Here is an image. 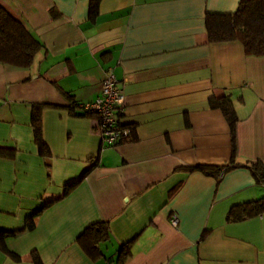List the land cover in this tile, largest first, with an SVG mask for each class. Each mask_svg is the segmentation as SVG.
Returning <instances> with one entry per match:
<instances>
[{"label":"crops","instance_id":"0c3cea01","mask_svg":"<svg viewBox=\"0 0 264 264\" xmlns=\"http://www.w3.org/2000/svg\"><path fill=\"white\" fill-rule=\"evenodd\" d=\"M239 1L0 0L43 43L27 68L0 61V264H264V212L227 221L264 184L247 167L188 169L264 163V54L205 25ZM108 70L135 135L114 145L72 106L96 100ZM213 96L236 109L234 150ZM101 224L93 256L79 236Z\"/></svg>","mask_w":264,"mask_h":264},{"label":"trees","instance_id":"16d2710c","mask_svg":"<svg viewBox=\"0 0 264 264\" xmlns=\"http://www.w3.org/2000/svg\"><path fill=\"white\" fill-rule=\"evenodd\" d=\"M97 10L96 4L91 7V12ZM205 25L208 39L211 42L225 40H239L242 42L245 50L249 54H264V0H240L237 9L234 12L209 13L205 15ZM43 43L34 36L25 24L11 13L8 9L0 6V61L5 65L27 68L29 67L38 51L42 49ZM82 103L73 102V107H79L77 115H90V112L81 109ZM210 104L219 107L231 128L232 148H236L235 127L237 123L236 109L232 100L228 96L210 98ZM41 106H33L32 123L34 126L35 140L42 152H45V144L41 137ZM128 128V137L121 141L134 140V130L131 125H125ZM229 164H197L188 166L189 170H200L212 176H218L235 167H247L255 179L264 184V163L255 160L245 163ZM264 212V196L256 200L234 205L227 214V221H240L257 216ZM28 229L33 227V221H28ZM109 235L108 226L101 224L99 226L91 225L83 234L79 236L85 250L93 256L102 254L99 245L100 241L107 239ZM5 233L0 232V248L5 249ZM99 241V242H98ZM97 245V246H96ZM124 246L119 252V261L126 254ZM38 264V263H37Z\"/></svg>","mask_w":264,"mask_h":264},{"label":"built area","instance_id":"2783aa9c","mask_svg":"<svg viewBox=\"0 0 264 264\" xmlns=\"http://www.w3.org/2000/svg\"><path fill=\"white\" fill-rule=\"evenodd\" d=\"M124 96L110 70L102 81V94L93 101L83 102L81 109L98 117L99 134L106 144L114 145L128 137V128L123 122ZM223 172H221L222 174ZM171 222L177 224V215L172 214Z\"/></svg>","mask_w":264,"mask_h":264}]
</instances>
